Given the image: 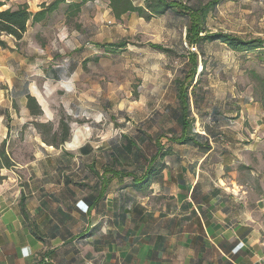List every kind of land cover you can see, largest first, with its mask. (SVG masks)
Here are the masks:
<instances>
[{"label":"crops","instance_id":"obj_1","mask_svg":"<svg viewBox=\"0 0 264 264\" xmlns=\"http://www.w3.org/2000/svg\"><path fill=\"white\" fill-rule=\"evenodd\" d=\"M37 1L45 0H32L31 14L56 0L43 9ZM76 1H62L37 21L32 16L17 42L2 37L8 46L0 47V144L6 142L13 165L0 168V264L257 261L264 252V129H257L264 121H241L249 108L216 107L211 123L199 121L195 143L161 141L152 165L156 136L180 133L174 110L168 112L174 126L161 127L153 112L146 118L152 121L142 122L147 132L136 124L101 145L83 140L68 149L43 138L40 125H51L59 138L60 121L69 124L67 110L78 103L61 86L71 85L78 68L96 60L85 46L88 29L80 38L82 51L68 58L48 55V66L35 49L48 40L47 24L62 4L69 17L93 4L70 8ZM58 93L64 110L56 105ZM28 97L39 104V114L30 113ZM79 105L88 111V102ZM15 143L28 144L29 154L13 158ZM126 172L135 173V182Z\"/></svg>","mask_w":264,"mask_h":264},{"label":"rangeland","instance_id":"obj_2","mask_svg":"<svg viewBox=\"0 0 264 264\" xmlns=\"http://www.w3.org/2000/svg\"><path fill=\"white\" fill-rule=\"evenodd\" d=\"M1 1L5 3L4 8L14 9L20 4H27L28 11L35 8L33 4L30 7L32 0ZM53 1L37 2L43 9L47 7L45 2ZM92 1L91 7H86L84 12L71 13L72 17L63 12L65 6L62 4L61 11L47 24L48 40L37 42L35 48L43 66H48L53 61L47 58L48 55L68 58L71 53L82 51L79 42L86 29L90 35L85 46L94 51L92 55L96 60L86 64V67H79V77L71 85L66 83L61 86L78 99L77 105L68 109L65 115L71 127V137L63 144L68 149L76 148L83 140L101 145L110 137L126 133L132 126L137 127L136 124H139L137 128L140 132H147L142 122L148 120L146 118L153 112L159 114L161 127H167L170 122L168 116L171 115L168 112L177 104L173 80L180 75L190 47L185 40V20L173 12L168 11L148 20L136 12L125 13L118 19L111 11L109 0ZM132 1L134 4H144V0ZM183 1L192 4L207 0ZM205 24L208 32L264 39V0H219ZM121 41H125L127 46L117 52L103 49L109 43L118 44ZM151 43L161 44L172 51L164 53L153 48ZM202 48L204 53L199 55L198 72L202 70V61L205 68L199 77L196 75L199 79L197 105L191 97L194 132L200 128L199 121H213L214 116L209 115L210 111L229 104L234 109H250L249 112L240 113V120L245 123L264 121V108L261 109L264 107V92L257 79L258 76L264 80V47L237 53L225 44L212 41L203 44ZM63 96L58 93L55 101L64 110ZM87 102L88 111L85 105H79ZM170 124L174 126L173 122ZM39 129L43 138L51 141L53 129L49 131L44 126ZM263 129L258 127L257 133ZM13 148V158L26 157L30 152L29 145L24 143H15ZM261 150L264 166V146Z\"/></svg>","mask_w":264,"mask_h":264},{"label":"trees","instance_id":"obj_3","mask_svg":"<svg viewBox=\"0 0 264 264\" xmlns=\"http://www.w3.org/2000/svg\"><path fill=\"white\" fill-rule=\"evenodd\" d=\"M65 0H56L52 5L48 6L42 11H38L31 14L28 11L27 4H20L17 8H4V1L0 0V47H7L6 41L2 39L3 35L11 37L14 41L20 40L24 33L27 31L26 27L29 20L33 16V20L37 21L42 18L48 10L54 9L59 3ZM90 0H79L71 2L70 8L79 7L82 3ZM219 0H207L206 2H194L189 4L183 0H144L143 5L133 4L132 0H110L111 11L114 13L116 18L120 19L122 14L125 13H137L139 16L150 19L153 16H161L168 11L173 12L177 16H181L185 20V40L188 46H194L195 52L187 51L186 61L181 67V73L173 80L175 88V97L177 104L172 116L176 121L177 126L180 128L179 134H158L155 138L157 145V152L150 157V163L159 156L163 146L161 145L162 140H172L178 143L193 142L198 139L201 135L194 132V117L191 113V97L194 98L193 103L197 105L196 89L198 88L199 79L196 78L202 74L205 68V62L202 61L201 72H198L197 66L199 63V55H203V44L212 41H218L225 44L230 50L234 52H251L254 50L262 49L264 47V39L261 37L244 38L243 36H236L227 32H208L205 27L206 19L213 7L218 3ZM75 11V10H73ZM75 13V12H74ZM127 46L125 41H121L118 44H109L108 51H113L115 48L121 50ZM153 48H156L164 53L171 52V48L164 47L161 44L151 43ZM110 49V50H109ZM188 49V48H187ZM257 79L261 83L262 90L264 92V80L257 76ZM30 113L32 115L40 113V106L36 103V100L32 97H28L27 100ZM262 104L264 106V95L262 97ZM40 126L46 127L49 131L52 126L49 124H43ZM59 130L61 135L57 138L58 134L54 133L51 141H46L50 145L57 146L65 143L69 139L71 131L69 124L61 120L59 124ZM13 165L6 148V142L0 144V168H9ZM127 175L133 177L135 182V173L126 172ZM147 178V177H146ZM2 177L0 176V181ZM135 185H139L134 183ZM144 184V183H143Z\"/></svg>","mask_w":264,"mask_h":264},{"label":"built area","instance_id":"obj_4","mask_svg":"<svg viewBox=\"0 0 264 264\" xmlns=\"http://www.w3.org/2000/svg\"><path fill=\"white\" fill-rule=\"evenodd\" d=\"M189 50L191 52H195L196 48L194 46H190ZM263 243H264V236H263ZM252 264H264V252L262 253V255H260L259 259L255 262H253Z\"/></svg>","mask_w":264,"mask_h":264}]
</instances>
